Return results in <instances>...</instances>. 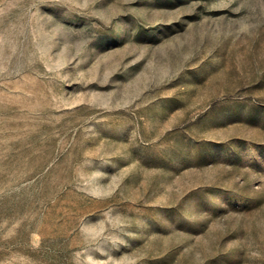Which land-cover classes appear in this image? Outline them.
Returning a JSON list of instances; mask_svg holds the SVG:
<instances>
[{
	"label": "rangeland",
	"instance_id": "1",
	"mask_svg": "<svg viewBox=\"0 0 264 264\" xmlns=\"http://www.w3.org/2000/svg\"><path fill=\"white\" fill-rule=\"evenodd\" d=\"M0 264H264V0H0Z\"/></svg>",
	"mask_w": 264,
	"mask_h": 264
}]
</instances>
